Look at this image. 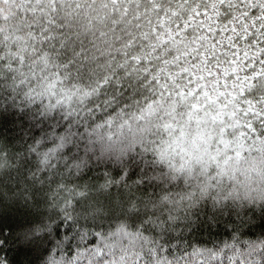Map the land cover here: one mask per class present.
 <instances>
[{
  "label": "clouds",
  "instance_id": "obj_1",
  "mask_svg": "<svg viewBox=\"0 0 264 264\" xmlns=\"http://www.w3.org/2000/svg\"><path fill=\"white\" fill-rule=\"evenodd\" d=\"M0 264H264V0H0Z\"/></svg>",
  "mask_w": 264,
  "mask_h": 264
}]
</instances>
